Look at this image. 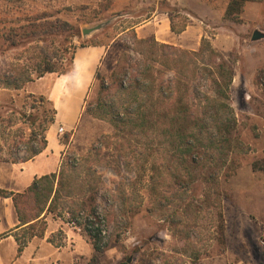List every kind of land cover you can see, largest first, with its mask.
I'll list each match as a JSON object with an SVG mask.
<instances>
[{"label":"rangeland","instance_id":"obj_1","mask_svg":"<svg viewBox=\"0 0 264 264\" xmlns=\"http://www.w3.org/2000/svg\"><path fill=\"white\" fill-rule=\"evenodd\" d=\"M228 2L0 0L2 72L18 64L25 65L28 73L32 71V52L24 49H31L33 44H26V48L13 47L10 42H4L2 34L39 17L67 20L75 26V32L81 33V36L67 34L59 39L61 46L70 50L64 54L60 66L64 69L69 68L71 51L76 45L94 40L108 44L110 54L101 69L103 76L111 74L126 47H133V32L156 18L160 25L163 19H168L178 28L186 27L176 34L178 41L174 46L180 49L198 51L202 39H208L221 59L229 61L234 68L229 103L237 120L234 135L245 145V150L232 151L221 169L214 162L208 163L205 156L200 159L198 169H193L197 180L191 185L187 200L175 199L168 211L164 208L163 212L158 208L153 210L156 208L150 195L149 171L128 165L131 161L123 153L97 143L86 151L71 152L64 162L95 169L104 181L98 195V211L102 217L110 218V224L106 221L103 227L106 231L104 251L95 253L89 238L79 229L48 215L45 237L34 238L21 255H18L12 236L0 239V264H264V173L254 168L256 164L264 165V39L252 40L254 31L264 33V2L246 4L239 22L225 18ZM101 23H105L102 29L89 36L83 35L84 28ZM132 53L134 59H140ZM184 59H179L183 72L195 75L189 82L191 97L213 96L212 77L208 80L197 73L199 61L191 63L187 56ZM210 65H213L211 59ZM99 83L94 82L89 102L96 100ZM27 85L20 90L0 88V165L22 161L32 131L50 116L51 104L39 102L37 98L41 95L27 92ZM80 97L79 92L72 94L70 105L74 111L81 106ZM85 121L86 117L81 124ZM67 135L65 132L63 137ZM210 187L220 192L222 198L226 226L222 254H216L218 223L213 221V213L210 214L213 206L210 202H201ZM1 199L0 235L17 224L12 200L4 202ZM191 202L202 206V216L195 222L192 215H188L190 208L185 210ZM173 211L181 212L177 224L173 222ZM59 229L66 233V245L55 248L47 238ZM195 251H212V256L193 260L190 257Z\"/></svg>","mask_w":264,"mask_h":264},{"label":"trees","instance_id":"obj_2","mask_svg":"<svg viewBox=\"0 0 264 264\" xmlns=\"http://www.w3.org/2000/svg\"><path fill=\"white\" fill-rule=\"evenodd\" d=\"M253 2L264 0H229L225 18L239 22L246 4ZM185 29V26L178 28L172 20L173 33L180 34ZM75 30L73 24L59 17L53 20L39 17L2 34L4 42H10L13 47L26 48V44H33L31 49H24L32 52L33 69L28 73L25 65L18 64L7 72L0 71V88L20 90L46 74H65L77 48L108 46L102 40L76 45L71 51L69 68L64 69L60 66L64 54L70 50L61 46L59 39L67 34L81 36ZM132 52L140 59H134ZM186 56L191 63L199 61L197 73L208 80L212 77L213 96L191 97L189 82L195 75L184 73L179 60L184 57L186 60ZM210 59L213 65H210ZM234 78L232 64L221 59L206 38L202 39L198 51H187L161 43L154 36L139 38L136 31L133 32V47H126L111 74L103 76L100 69L97 70L95 82H100L99 94L93 102L86 100L85 111L93 118L109 123L113 132L100 136L96 143L123 153L131 161L128 165L149 171L154 212L157 208L168 211L175 199L187 200L191 185L197 180L193 169H198L204 156L208 163L214 162L221 169L232 151L245 150V145L234 135L237 120L229 103ZM37 100L43 105L50 103L52 109L47 121L32 131L27 154L20 162L32 160L46 149V135L55 123L56 110L52 103L45 96H39ZM83 167V164L77 167L76 163L63 161L57 172L36 178L23 192L0 189V198L12 199L18 219V224L2 233L0 239L12 236L18 255H21L34 238L45 237L46 220L52 215L67 226L79 229L89 238L95 253H102L106 247L103 227L106 221L110 224V218L102 217L98 211V195L104 181L95 169ZM254 168L264 173V165L256 164ZM213 189L210 187L204 193L201 202H210L213 206L214 211L210 214L213 213V221L218 223L216 254H222L226 245V226L221 194ZM187 207L186 211L191 210L188 215H192L194 222L198 221L202 216L200 203L194 205L191 202ZM180 213L173 211L174 224L179 221L176 219ZM66 238L65 231L59 229L47 238V242L62 248ZM208 256H212V251H195L190 258L200 260Z\"/></svg>","mask_w":264,"mask_h":264},{"label":"crops","instance_id":"obj_3","mask_svg":"<svg viewBox=\"0 0 264 264\" xmlns=\"http://www.w3.org/2000/svg\"><path fill=\"white\" fill-rule=\"evenodd\" d=\"M136 33L139 38L153 35L162 43L175 45L178 41V36L171 31V21L168 19H163L160 25L156 18L138 27ZM109 51L110 46L79 47L65 74H46L36 82L28 83L27 92L45 96L52 103L56 110L55 123L46 135L48 144L42 153L27 162L0 165V189L25 191L36 178L57 172L68 154L86 151L100 136L113 132L109 123L95 119L85 111L96 72L98 69L101 71L109 57ZM76 92L81 93V106L74 111L70 102L72 94ZM84 117L86 121L82 125ZM60 127L65 128L68 133L66 137L59 133ZM1 200L7 202L10 199Z\"/></svg>","mask_w":264,"mask_h":264},{"label":"water","instance_id":"obj_4","mask_svg":"<svg viewBox=\"0 0 264 264\" xmlns=\"http://www.w3.org/2000/svg\"><path fill=\"white\" fill-rule=\"evenodd\" d=\"M104 26H105V23H101V24H98V25H96L94 27H91V28H84L82 30V33H83L84 36H89V35L93 34L94 32L99 31ZM261 39H264V33H262L259 30L254 31V33L252 35V40L253 41H258V40H261Z\"/></svg>","mask_w":264,"mask_h":264},{"label":"built area","instance_id":"obj_5","mask_svg":"<svg viewBox=\"0 0 264 264\" xmlns=\"http://www.w3.org/2000/svg\"><path fill=\"white\" fill-rule=\"evenodd\" d=\"M66 131H65V128L64 127H60L59 128V133L60 134H64Z\"/></svg>","mask_w":264,"mask_h":264}]
</instances>
